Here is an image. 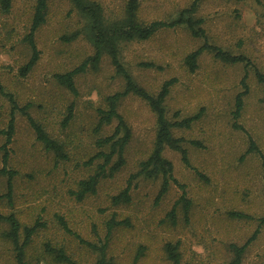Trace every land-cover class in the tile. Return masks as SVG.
Returning a JSON list of instances; mask_svg holds the SVG:
<instances>
[{"label": "rangeland", "instance_id": "374dc122", "mask_svg": "<svg viewBox=\"0 0 264 264\" xmlns=\"http://www.w3.org/2000/svg\"><path fill=\"white\" fill-rule=\"evenodd\" d=\"M36 0H12L8 12L0 9V129L11 117V95L17 108L13 111L14 130L8 148L6 166L16 171L12 179V198L6 191V176L0 175V213H14L24 225L37 218L45 222L26 253L27 264H59L44 254L43 243L64 245L80 264H93L98 252L80 243L59 228L54 215L65 218L68 225L84 239L99 243L104 240L105 221L127 219L128 225L113 228L106 258L115 264H171L164 252L166 243H178L181 264H227L232 257L229 244H244L257 228V218L264 215V168L262 157L247 153L250 136L264 155V87L255 71L264 74V0H200L195 17L203 20L208 43L232 53H241L251 64H226L210 52L201 54L198 68L190 73L183 64L184 56L204 41L195 38L185 26L161 29L149 39L123 42L121 60L133 79L154 94L162 82L175 77L165 100L167 117L175 120L201 111V117L189 129L174 128L175 136L196 139L203 148L186 145L189 165L180 153L165 148L163 156L172 163L171 182L167 192L157 197L161 177L133 178L131 200L118 207L110 197L118 193L132 173L138 170L153 147L155 115L140 97L128 94L121 98L117 110L127 123L131 136L124 147V164L111 177L100 180L94 194L76 201L69 191L92 173L83 164L97 148L95 140L109 135L116 120L101 130H94L96 108L105 107V96L123 89L124 81L109 58L104 55L99 69L75 77L77 94L59 85L55 73L77 66L93 48L81 34L71 42L60 37L81 29L85 23L69 0H47L45 21L34 35L39 57L25 74L21 67L31 50L25 40ZM109 19L121 17L126 0H95ZM192 0H139L138 18L143 22L171 20ZM150 62V67L142 63ZM247 74V94L233 127L235 95L242 91L240 80ZM72 119L62 124L69 105ZM43 125L46 132L63 144L66 158L55 157L36 140L22 108ZM179 113L175 117V112ZM5 136L0 135V167ZM182 185V187H180ZM188 199L189 211L183 210L181 196ZM174 207V220L168 212ZM243 212L252 218L229 215ZM96 229V234L93 232ZM0 222V264H16L12 245ZM241 264H264V224L245 248Z\"/></svg>", "mask_w": 264, "mask_h": 264}, {"label": "trees", "instance_id": "16d2710c", "mask_svg": "<svg viewBox=\"0 0 264 264\" xmlns=\"http://www.w3.org/2000/svg\"><path fill=\"white\" fill-rule=\"evenodd\" d=\"M69 1L77 9L81 17L84 18L85 23L82 25L80 30H74L69 34L62 35L60 38L64 42H71L81 34H84L91 43L93 52L92 54L86 56L77 66L73 67L72 69L63 73H55L54 78L56 82L62 87L66 88L72 94L76 95L77 89L75 86V77L78 74L86 72L88 69L93 71L98 70L104 55L109 58V62L113 66L115 73L121 76L124 81L122 90L105 96L106 105L104 108H96L97 121L94 130H101L104 126L110 124L114 119L116 120V125L109 135L98 137L95 140V145L97 148L96 152L83 162L85 166H91L94 163V169L91 174L79 179L76 183L75 189L69 192L76 201H82L87 195L94 194L96 192L97 185L101 179L113 176L123 166V151L130 139L131 132L127 123L119 114L117 106L121 98L128 94H133L143 99L155 115V135L153 147L149 155L144 160L139 162L138 170L130 175L124 188L118 191V193L111 195L110 204L118 207L122 204L129 203L131 200L130 181L138 176H144L147 178L160 176L161 183L156 197L160 198L167 192L171 182L177 183L172 175V163L169 159L163 156V150L168 148L178 151L180 153L182 162L188 166L189 160L186 145H191L196 148H203L201 141L175 136L173 129H189L191 125L201 117L202 112L198 111L189 116L170 120L167 117L165 100L171 87L177 81L176 78L171 77L164 80L156 93L152 94L148 92L133 79L131 73L122 62L120 52L121 44L123 42L146 40L158 30L183 25L190 32L191 36L204 39L201 45L187 53L183 58V64L190 73L195 72V70L198 68L199 57L204 52L212 53L215 59L226 64L234 65L243 63L245 66H249L251 61L244 54L232 53L228 50L222 49L217 45L207 42L205 30L202 27L203 20L201 18L195 17V12L200 0H192L187 7L180 10L177 16L171 20H152L149 22H143L138 18L140 4L139 0H126L123 14L121 17L115 19L107 18L104 14L102 5L95 0ZM11 5L12 0H0V9L3 12H8L11 8ZM46 7L47 0L35 1L29 31L24 37L30 47L31 55L28 61L20 69L22 74L28 72L34 66L39 57V51L34 41V35L38 27L45 21ZM142 64L147 67L153 65L150 62H144ZM255 77L263 84L264 87V74L256 70ZM246 78L247 74L244 73L240 80L242 91L235 95L234 110L232 112L233 118L235 119L233 122V127L240 130H243V127L236 120L243 108V97L248 92ZM1 91L2 86L0 83V92ZM7 96L12 103V115L7 123L6 128L0 129V135L2 134L5 136V142L2 146L3 165L0 167V175L6 176V191L1 196L10 200L12 198L13 189L12 179L14 178L16 171L9 169L6 166L8 159L7 145L11 142L14 130L13 111L17 108V106L12 96ZM72 107L73 105L71 104L67 108V113L62 121L64 126L68 124V122L73 117ZM26 109L27 107H23L21 110L26 116L30 126L33 128L36 140L41 142L46 150L52 151L55 157L60 159L66 158L63 144L57 139L51 137L46 132L43 125L39 122H36L26 111ZM174 115L175 117H178L179 113L176 111ZM248 139L249 146L246 152L258 153L262 157L264 168V155L261 154L259 148L253 142L250 136ZM180 187H182V185H180ZM181 200L183 202L184 213L187 214L190 203L184 195L181 196ZM174 213L175 209L173 207L168 212V216L171 218V220H174ZM228 214L235 218H252L251 215L238 211H230ZM115 217L116 215L112 214L111 217L105 221L104 240L99 243H94L84 239L80 234L72 230L63 216L58 214L54 215V219L56 220L59 228L62 229L64 233L73 235V237L76 238L80 243L98 252L99 256L93 264H115L112 260L106 258L107 241L113 228L119 225H128L127 219L117 220ZM257 220V228L244 244L237 245L230 243L228 245L230 251L232 252V257L227 262V264H241L245 248L256 236L260 225L264 224V215L258 217ZM0 222L6 224V230L3 232V236L12 245L15 263L27 264L25 258L28 247L32 241V236L44 226L45 222L41 221L40 218H37L31 225H24L14 213H0ZM93 232L96 234L95 228ZM66 251L67 250L64 245H56L50 241L43 243L42 252L50 256V258H52L55 262L59 264H80ZM141 252L142 251L139 250L135 255L133 264H135ZM164 252L171 264H181L177 242L166 243L164 245Z\"/></svg>", "mask_w": 264, "mask_h": 264}]
</instances>
